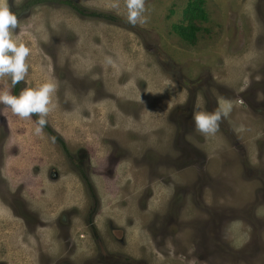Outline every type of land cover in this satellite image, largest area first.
<instances>
[{
  "label": "rangeland",
  "instance_id": "374dc122",
  "mask_svg": "<svg viewBox=\"0 0 264 264\" xmlns=\"http://www.w3.org/2000/svg\"><path fill=\"white\" fill-rule=\"evenodd\" d=\"M62 1L13 34L31 49L13 94L58 90L40 136L0 116V260L264 264V0H146L136 27L123 0ZM193 25L195 41L176 30ZM224 100L219 131L197 133L194 106Z\"/></svg>",
  "mask_w": 264,
  "mask_h": 264
},
{
  "label": "clouds",
  "instance_id": "9594fccd",
  "mask_svg": "<svg viewBox=\"0 0 264 264\" xmlns=\"http://www.w3.org/2000/svg\"><path fill=\"white\" fill-rule=\"evenodd\" d=\"M126 10L124 19L126 23L136 27L143 26L148 22L146 12V0H123ZM110 7L118 10L120 0H112ZM20 28L18 16L11 10L8 0H0V81L7 78L11 88L6 83H0V116L7 119L9 113L21 120L33 121L34 134L40 136L48 124L47 117L56 107L53 102L58 85L53 80H47L36 87H25L19 95L13 94L12 89L17 84L25 81L29 72L28 57L31 49L23 42L13 38L15 30ZM108 64L112 63L111 57H105ZM233 103L229 100L218 102L217 108L212 112L200 111L197 106L193 108L192 121L194 130L205 136H214L220 127L222 120L227 119L233 111ZM243 131V125L235 129ZM257 210V215H260Z\"/></svg>",
  "mask_w": 264,
  "mask_h": 264
},
{
  "label": "flooded vegetation",
  "instance_id": "af4514ba",
  "mask_svg": "<svg viewBox=\"0 0 264 264\" xmlns=\"http://www.w3.org/2000/svg\"><path fill=\"white\" fill-rule=\"evenodd\" d=\"M66 1H69V0H66ZM8 2H9V5L11 7V10L18 16V19L20 20V22L27 15L30 16L32 14L33 9H36L39 6H43L45 4H48L47 0H8ZM63 4L71 7L70 5L66 4L65 1L63 2ZM77 12H79V11H77ZM80 14H82V13H80ZM52 134L54 136V132H52ZM57 141H64V140L58 139ZM81 158L83 159V157H81ZM84 178H86V182L90 185V187H93V183L87 177V175H85ZM94 237L96 238V236H94ZM98 241L104 246L102 239L98 240ZM93 262H94V260H93ZM0 264H10V263L8 261H5V260H0ZM38 264H49V262L48 261H44V262L40 261ZM116 264H121V262L117 260Z\"/></svg>",
  "mask_w": 264,
  "mask_h": 264
},
{
  "label": "trees",
  "instance_id": "16d2710c",
  "mask_svg": "<svg viewBox=\"0 0 264 264\" xmlns=\"http://www.w3.org/2000/svg\"><path fill=\"white\" fill-rule=\"evenodd\" d=\"M202 1V0H201ZM66 4L70 5L73 9L76 11H79L83 14L82 10L80 8L76 7V4L72 1H65ZM201 3V2H200ZM186 12L191 13V16L194 18L198 17L202 12V9L200 7L199 3H192L189 10H186ZM93 16L97 17L98 15L96 13L93 14ZM177 32L181 35L183 39L189 40V41H195L196 40V32L199 30V28L195 25L186 28L184 26H181L180 28L176 29ZM16 94H17V87H16ZM58 140V139H57Z\"/></svg>",
  "mask_w": 264,
  "mask_h": 264
}]
</instances>
